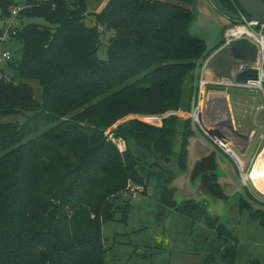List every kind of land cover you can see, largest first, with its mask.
Masks as SVG:
<instances>
[{"label":"trees","instance_id":"obj_1","mask_svg":"<svg viewBox=\"0 0 264 264\" xmlns=\"http://www.w3.org/2000/svg\"><path fill=\"white\" fill-rule=\"evenodd\" d=\"M218 1L243 11L238 0ZM85 6L28 0L9 33L22 47L14 75L0 78V264H110L101 227L116 219L129 184L145 182L140 165L176 154L185 166L190 119L126 118L181 107L205 49L188 31L191 0H107L90 22ZM15 7L0 0L3 24ZM30 81L41 87L39 98ZM13 115L22 121H4ZM209 164L216 166L213 154L194 173ZM225 248L223 264H234L236 249Z\"/></svg>","mask_w":264,"mask_h":264},{"label":"rangeland","instance_id":"obj_2","mask_svg":"<svg viewBox=\"0 0 264 264\" xmlns=\"http://www.w3.org/2000/svg\"><path fill=\"white\" fill-rule=\"evenodd\" d=\"M27 1L15 0L19 7L25 6ZM106 1L84 0L87 22H90L93 13L100 11ZM16 17L17 14H12L4 24L0 19V25L4 26L3 32L8 30L9 33L14 34V29L7 27L11 26V22L13 26L19 24L20 20ZM31 21L40 24L45 22L42 18H33ZM104 39L106 40V36ZM105 46L106 42L98 50L99 56L103 59L106 58ZM21 47V42L14 37L12 39L9 37L6 41L4 48L10 50L12 55L10 61L13 62H3L0 68L8 78L14 75L13 66H16L20 60ZM192 83L189 79L185 85L183 102L178 110H169L161 115L129 116L126 120L139 118L159 125L160 120L168 116L177 117L179 123L190 119L188 105L192 94L190 90ZM29 84L36 98H39L41 87L34 81H30ZM206 87L207 91H219L223 88L215 85ZM227 90L233 104L235 122L243 129L254 128L253 116L262 103L261 92L242 88ZM202 101L204 103L203 95L199 97L198 94L197 105ZM200 109H202L201 125L215 134L208 126L204 114L205 108L202 106ZM8 120L22 121V117L13 115L4 118V121ZM258 122H260L259 117ZM175 138L172 149L179 151L180 136L176 135ZM257 142L256 136L242 155L235 149L233 151L234 157L239 158L237 157L239 155L245 167L249 165V157L255 154ZM229 145L228 143L227 146ZM224 155L234 160L232 155L226 153ZM152 162L150 165L142 163L139 167L141 174L146 177L145 182L142 185L131 183L126 194L119 195L116 219L102 224L101 233L110 264H204L209 254H214V259L208 264H223L225 247L236 249L234 264H264V225L259 219L260 217L264 222V217L251 206H247L238 192L227 194L220 187V195L216 196L218 201L212 205L204 197L197 198L190 187L176 191L175 188L170 187L173 180L185 169V166L184 168L180 166L176 154L167 156V161L159 159ZM238 163L241 165L239 160ZM254 166L255 163L251 169V178L258 173ZM246 192L253 200L263 203V199L259 197L264 198V194L257 189L253 180L252 187H247ZM167 194L171 195V198H167ZM124 204H129L125 219H123ZM213 211L215 214L211 215Z\"/></svg>","mask_w":264,"mask_h":264},{"label":"water","instance_id":"obj_3","mask_svg":"<svg viewBox=\"0 0 264 264\" xmlns=\"http://www.w3.org/2000/svg\"><path fill=\"white\" fill-rule=\"evenodd\" d=\"M238 3L245 14V20H254L264 24V0H238ZM190 11L192 20L188 31L194 39L205 44V49L198 58L194 69L189 113L190 130L193 134L188 137L185 147L187 150L186 166L184 171L173 180L170 187L175 188V191L190 187L197 198L204 197L214 205V202L218 201L217 197L209 193L199 179L191 180L195 163L213 153L216 169L213 172L203 173H214L217 176V183L224 193L238 192L253 210L264 212V203L253 200L247 194L234 161L224 155L225 152L201 130L193 117L198 106L199 82L203 76L204 67L212 68L220 76L230 69L232 59L253 61L257 56V48L246 39H238L231 42L229 46L218 49L222 43L224 28L232 21H243L240 15L224 8L218 0H191ZM257 78L258 71L253 68H246L234 76L236 82H246L249 79ZM210 214L214 215L215 212Z\"/></svg>","mask_w":264,"mask_h":264},{"label":"built area","instance_id":"obj_4","mask_svg":"<svg viewBox=\"0 0 264 264\" xmlns=\"http://www.w3.org/2000/svg\"><path fill=\"white\" fill-rule=\"evenodd\" d=\"M20 9L21 7L19 6L13 8L12 14L16 15ZM237 14L243 18V21H233L230 25L224 28L222 43L218 49L229 46L231 42L235 40L246 39L256 46L257 56L253 61L232 59V66L227 72L223 73L222 76L217 77L214 80L201 78L199 82V91L208 83L216 84L217 86L225 88H242L249 91H260L262 94V103L257 107L253 116L254 128H251L248 131L241 130L240 126L235 124L231 110H227L225 115L222 114L220 110L210 111L217 126L222 130V134H212L201 125L200 110H198V106L196 107L193 117L201 130L205 132V134L217 146H219L222 151L233 156V161L238 170L241 182L244 187L249 188L252 187L251 169L255 163L257 155L264 148V24L254 20H245V14L241 10H238ZM10 25L11 26L8 25L7 29L11 27L14 29L13 33H15L16 30L12 22ZM9 37L10 34L8 30L3 32V35L0 36V64L12 59L10 50L4 48ZM246 68L256 69L258 71V78L249 79L246 82H236L234 76ZM4 76L5 74H3L0 68V78ZM258 117L260 118V122H258ZM256 136L258 142L255 147V154L249 157V165L245 167L239 155L237 156L239 158L234 157L233 151L235 149L238 154H244ZM228 143L230 144L229 146H227ZM116 145L120 151L123 150L122 141L118 140ZM238 160L241 162V165H239ZM259 199H263L262 202L264 203V198L259 197Z\"/></svg>","mask_w":264,"mask_h":264},{"label":"crops","instance_id":"obj_5","mask_svg":"<svg viewBox=\"0 0 264 264\" xmlns=\"http://www.w3.org/2000/svg\"><path fill=\"white\" fill-rule=\"evenodd\" d=\"M202 75L203 76L201 78H207L209 80L210 79L214 80L219 76L216 74V72L212 68H208L207 66L204 68V70H202ZM222 75H220V76H222ZM208 85L209 86H212V85L217 86L216 84L208 83V84L203 86V90L201 88V90L199 92V97H201V95H203L204 103H203V101L200 104L198 102V110H200V119H201V111H202V109H200V108H202V106H203L205 108V110H204L205 118L207 120V123H209L208 126L211 128V130H214V133H219V134L221 133L222 134V130L217 126V123L215 122V119L212 117V114H211V112H209V110H220L221 113L224 115L227 113V110H231L232 115H233V119L235 122L233 104L231 102L230 93L227 90L229 88L223 87L222 90H219V91H207L206 86H208ZM247 112L248 111H245V113H247ZM235 124H237V123L235 122ZM237 125H239V124H237ZM240 129L243 131L250 130V129H243L241 127H240Z\"/></svg>","mask_w":264,"mask_h":264},{"label":"flooded vegetation","instance_id":"obj_6","mask_svg":"<svg viewBox=\"0 0 264 264\" xmlns=\"http://www.w3.org/2000/svg\"><path fill=\"white\" fill-rule=\"evenodd\" d=\"M181 140H182V138L180 139L179 142H181ZM213 158H214V156H213ZM186 160H187V158H186ZM185 166H186V161H185ZM215 169H216V166L213 168L209 164V166H208V168L206 169L205 172H208V171L209 172H213ZM194 170L195 169H193L192 173H191V180L195 181V180L199 179L202 182V184L204 185L205 189L209 193H211L213 196H218L219 197V195H220L219 193H220L221 189H220V186L217 183V176L214 173H203L202 171L194 173ZM200 174H201V177H200ZM240 197H241V195H240Z\"/></svg>","mask_w":264,"mask_h":264},{"label":"bare ground","instance_id":"obj_7","mask_svg":"<svg viewBox=\"0 0 264 264\" xmlns=\"http://www.w3.org/2000/svg\"><path fill=\"white\" fill-rule=\"evenodd\" d=\"M254 167L258 173L252 176V180L257 189L264 194V148L258 154Z\"/></svg>","mask_w":264,"mask_h":264}]
</instances>
